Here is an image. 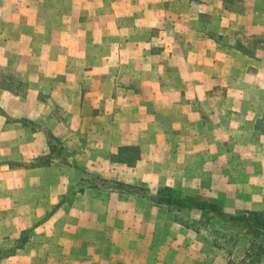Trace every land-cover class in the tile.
<instances>
[{
	"label": "crops",
	"instance_id": "0c3cea01",
	"mask_svg": "<svg viewBox=\"0 0 264 264\" xmlns=\"http://www.w3.org/2000/svg\"><path fill=\"white\" fill-rule=\"evenodd\" d=\"M263 39L264 0H0V62L29 85L22 99L0 88V108L14 119L0 113V248L33 232L0 264H226L223 250L187 231L180 250L165 244L137 255L110 248L120 236L83 228L91 210L98 212L95 226L110 224L106 191L68 190L77 182L75 166L110 178L99 157L108 168L145 161L156 172L223 178L224 142L264 118ZM249 40L260 42L253 55L236 47ZM53 80L62 85L51 93H59L66 123L48 104L39 103L38 114L28 106L32 89L49 91ZM25 119L43 128L33 132L19 122ZM147 140L154 158H144ZM50 142L62 154L54 153L49 166H23L50 154ZM129 148L136 152L132 164L125 155L119 160ZM7 162L16 164L6 169ZM226 168V177L236 173ZM81 208L88 214L60 219L67 239L45 232L59 213ZM144 236L125 234L123 242L151 241ZM79 238L85 248H77ZM33 240L38 250H26Z\"/></svg>",
	"mask_w": 264,
	"mask_h": 264
},
{
	"label": "rangeland",
	"instance_id": "374dc122",
	"mask_svg": "<svg viewBox=\"0 0 264 264\" xmlns=\"http://www.w3.org/2000/svg\"><path fill=\"white\" fill-rule=\"evenodd\" d=\"M3 73L13 75L14 71L9 66H6L4 64L2 65L0 62V74ZM28 86V83L23 81L22 88L19 90V93H17L20 99L26 96ZM53 86L55 90L57 87L62 88V85L58 81L54 80L52 81V87L49 91H45L42 88L37 91L36 88H33V98L31 99V103H29L28 106L30 109L32 107V110L33 112H35V114H38L40 113V109L36 108V106H38L39 103L48 104L52 108V112L55 113V116L60 118L63 123H66L69 120L68 111L62 108V106L60 105L61 97H58L59 93H51V91H53ZM71 86L72 84L67 85V92H73V88H71ZM80 86L81 83L79 84V87ZM54 93H56L55 97ZM83 100H86L84 96H82V101ZM0 110L2 111L1 108ZM25 120L31 123L34 128L32 129L33 132H37V130L43 128L41 126L42 124L39 121L29 119ZM234 135L235 136L224 142L222 148L223 155L226 156V161L223 163L224 173L222 172L223 178L221 179L212 178L207 179L206 181V178L202 179L198 176L193 175L191 176V178H185L181 172L176 173L175 170H169V172H166V170L156 172L152 168L151 163L145 161L140 164L141 167H130V170H127V168H124L122 170L115 167L108 168L105 164L107 160H102L101 157H99V159L96 161V164L100 168L101 173H104V175L110 177L109 179H102L110 182H120L134 186H145L148 192L151 194H154L156 190L161 187H169L176 193L182 195L198 196L201 199L216 202L222 206L223 210L226 213L229 214L254 211L255 209H260L257 211L264 212V118L260 121H257L255 129L249 132L236 131ZM49 136H51V138L54 137L52 135ZM147 143L148 146L146 148L144 158L149 159L150 155L154 158V155L152 153L150 154L151 143L149 141ZM201 148L203 151L207 149V151L209 152L211 146L208 145L205 149L204 146ZM230 156L232 160L229 158ZM35 160L36 159H34V161ZM34 161L30 163H33ZM2 164H4V167L6 169H12L14 168V164L16 163L7 162ZM180 164L182 165L181 162ZM171 165L172 167H181V165H176L175 162L170 163L169 166ZM216 166H218V163H216ZM231 166L235 167L233 169L236 173L230 175L229 177H226L227 170H225V168ZM220 181L223 182L221 183ZM106 193L107 194L105 195L106 197H109V200L106 199L105 201L106 204L104 207V215L109 217L110 224L95 226L93 219L98 215V212L94 213L95 210H91V214L89 213V217L90 219H92L91 225H85L86 227L83 228L89 229L92 233L97 235L106 232V234L109 235L112 239H114L115 237L111 235H115L116 238L120 236V239L122 240L117 239L109 242L108 245H110V248L117 244L120 250L133 252L137 255L139 251L143 252L156 248L162 249L163 245L165 244H168L170 249L172 247L175 250H180L182 241L188 240L184 233H190L191 239H193V236L196 235L200 236L207 242H211V238L215 237V235L210 234V231H214L215 229L220 227L219 222L213 221L212 226L210 227L211 229H209V231L201 230L199 232H194L190 228H186L182 224L176 222L174 214L172 212L167 211L163 207L154 206L145 198L136 195H125L114 191H106ZM110 198H112V200ZM80 213L88 214L87 209L81 208L79 212L73 211V214L71 212V209H66L65 212L63 211L59 213V215L57 216V218L59 219L58 221H55L56 224H47V231L45 232L49 235L57 234L63 239H67L69 236V232L66 230L67 227L65 226V223H62L60 219H67V221L71 222V217L75 216L76 219V216L80 215ZM179 217L185 223H192V221L196 222L200 219V213L197 211H185L181 213ZM137 218L142 221L138 225L135 221V219ZM104 219L106 223V217ZM44 227L42 229H44ZM15 229L17 230L18 227H15ZM45 232L43 230V233ZM135 232H137V234L141 233L142 238L145 237L144 235H151V241H136V239L130 238V241L129 239H127L125 243L123 242V236L125 234L127 236H132ZM80 239L81 238L78 239V243H80L78 244L77 248H85L86 242L81 241ZM65 242L66 241L64 240L63 242H60L61 246L65 245ZM0 244V247L4 248V243L0 242ZM57 244H59V242ZM172 244L174 246H170ZM38 245V241L33 240L29 244V246H27L26 250L37 251ZM125 245L128 247H126ZM67 262H70V260L68 259Z\"/></svg>",
	"mask_w": 264,
	"mask_h": 264
},
{
	"label": "trees",
	"instance_id": "16d2710c",
	"mask_svg": "<svg viewBox=\"0 0 264 264\" xmlns=\"http://www.w3.org/2000/svg\"><path fill=\"white\" fill-rule=\"evenodd\" d=\"M264 40V39H263ZM245 44V45H244ZM260 42L255 40L239 42L236 47L242 49L249 55H253L257 45ZM23 82L12 74H0V88L8 92L17 94L22 88ZM4 115L7 122H14V119ZM24 126L32 127L27 120H20ZM54 153L62 154L57 149L55 143L50 142V154L38 157L33 163L23 165L25 168H34L40 166H49L52 163ZM132 164L135 160L136 152L134 150H123L119 160ZM19 166V165H17ZM76 167L77 182L69 193H82L85 189H100L109 192H118L125 195H136L147 199L151 204L157 207H163L174 214L176 222L194 232L211 229L213 221L219 222L220 227L210 234L215 235L211 238L213 247L223 250L227 256L226 264H263L264 259V212L263 211H245L242 213H226L222 206L216 202L207 201L198 196L182 195L176 193L169 187H161L154 194L148 192L145 186H134L120 182H110L101 177L87 172L85 169ZM197 211L200 213L198 221L185 223L179 215L183 212ZM32 229L23 231L15 241L14 246L9 249H0V261L6 257L12 256L17 250L22 249L29 241Z\"/></svg>",
	"mask_w": 264,
	"mask_h": 264
}]
</instances>
